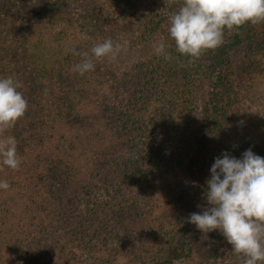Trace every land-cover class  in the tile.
Instances as JSON below:
<instances>
[{"label": "rangeland", "instance_id": "374dc122", "mask_svg": "<svg viewBox=\"0 0 264 264\" xmlns=\"http://www.w3.org/2000/svg\"><path fill=\"white\" fill-rule=\"evenodd\" d=\"M63 1L0 0V78L17 80L28 102L25 117L5 135L32 128L45 136L44 112L61 111L58 133L69 136L66 146L79 143L74 156H81L82 168L91 166L94 183L80 194L62 190L66 208L49 217L45 236L25 235L14 259L4 254L5 264H155L187 238L188 258L174 264H237L219 231L204 234L188 219L207 207L206 181L217 157L227 152L241 159L248 149L264 157V24L248 25L241 44L228 50L216 128L210 112L213 67L234 32L225 33L221 47L189 63L168 32V16L180 0H71L75 12L53 15ZM72 13H87L96 22L101 37L93 44L110 38L120 48L116 60L95 61L90 77L74 71L83 57L73 50L81 52L87 28L86 21L69 23L79 19ZM161 40L171 60L155 54ZM92 47L88 44V52ZM211 127L196 180L188 163ZM16 141L20 168L0 174L22 187L0 190V209L11 211L29 203L33 187L58 181L48 173L49 161L57 157L48 143ZM196 183L206 205L193 190Z\"/></svg>", "mask_w": 264, "mask_h": 264}, {"label": "clouds", "instance_id": "9594fccd", "mask_svg": "<svg viewBox=\"0 0 264 264\" xmlns=\"http://www.w3.org/2000/svg\"><path fill=\"white\" fill-rule=\"evenodd\" d=\"M168 21L175 50L193 63L221 47L226 32L264 24V0H180ZM82 38L88 39L86 35ZM168 47L161 40L154 44V52L171 60ZM73 52L83 57L74 66L83 76L95 70V61L116 60L120 48L109 38L95 44L90 52ZM21 87L11 76L0 78V171L19 170L21 165L16 138L5 135L28 110ZM210 172L207 207L190 214L188 222L204 234L219 231L231 245L237 264H264V157L251 149L241 159L225 152L215 159ZM0 189L9 190V183L0 181Z\"/></svg>", "mask_w": 264, "mask_h": 264}, {"label": "trees", "instance_id": "16d2710c", "mask_svg": "<svg viewBox=\"0 0 264 264\" xmlns=\"http://www.w3.org/2000/svg\"><path fill=\"white\" fill-rule=\"evenodd\" d=\"M70 2L71 0H64L62 7L60 9H57L58 13L53 15L64 17L69 15L70 12H75ZM52 3L53 2L51 1L50 4ZM81 14L82 15L72 13V18H74V16L78 17L79 15V19H77L76 21L72 19L69 21V23L73 22L72 24H78L79 22L86 21L85 26L87 29L84 33V36L86 35L89 40H85L79 48L81 52H84L88 51V44H92L94 46L95 44L93 43L96 42L101 37V35L98 33L99 31H97L98 25L96 24V22H94V24L91 23L90 19H87V13ZM50 15L48 13L45 16L44 22L47 23V19L51 18ZM66 20L68 21V19ZM247 26L248 25H245L238 31L234 32L232 43L229 46H224L219 51L220 62H216L215 67H213L212 90L214 91L215 96L213 98H215V100L213 99L211 102L210 112L213 116L211 124L216 128L219 127L220 121V109L218 104L219 89L224 81V74L221 66L225 61L229 48L237 47L241 44L242 36ZM113 33L115 34V36L118 35L116 31H114ZM29 35H31V31L29 32ZM118 36L120 37V40L121 38H123L121 35ZM125 36L127 37L128 34H126ZM26 42V44H29L30 38H27ZM40 60L47 62L44 58H40ZM45 68V66L40 67V71L44 72ZM85 76L90 77L91 72L86 73ZM57 112L60 113L61 111H57L54 109L50 112H44L47 113V115H45V117H47V120L43 122L46 123V126L48 127L47 135L43 136L39 134H33L31 128L29 129V131H21L19 135L15 136L16 140L22 143L33 145L36 142L45 141L52 147V153L57 157L56 159L55 157H53L54 160L52 159L51 161H49L48 173L53 174L56 178H58V181L55 186H52L53 184H51L48 187H33L32 190L35 192L33 197H30L28 199L29 203L27 202L24 207H22L18 211H11V209H5L3 207L0 209V264L6 263L4 254L10 253L12 255L17 251H20L19 246L23 245L26 239L30 238L31 235L38 234L39 236H45V234L43 233L46 231V229H48L47 226L49 223V217L53 214L58 216L59 211L65 210L66 208V202L63 197H66V195L59 194L62 190L71 189L72 192L80 194V190H84L94 183L91 166L82 168L83 159L81 158V156L76 158L74 156V153H80L78 145L79 143H72V146H66V143H69V136H63L61 138L63 132L58 133L59 127L57 126H59L60 118H58L59 114H57ZM55 115L57 117H55ZM212 131H214L213 127L209 128L208 131H204L201 134L198 142H196L195 144L194 153L188 163V169L191 171V173H193V176L196 180H198V178L196 177L195 172L201 170L205 164L207 140ZM0 181H9L8 183L11 189L16 188L18 192H21L22 190L21 185H19V183L12 182L7 173L3 174V176L0 175ZM193 190L198 200H200L203 205H206L204 203V195L201 185H199V183H196ZM25 235H27L28 237L24 240ZM184 242L185 243H182L180 245L181 247H179L177 251L166 261H159L155 264H174L175 262L187 259L192 246V241L187 238V240Z\"/></svg>", "mask_w": 264, "mask_h": 264}]
</instances>
